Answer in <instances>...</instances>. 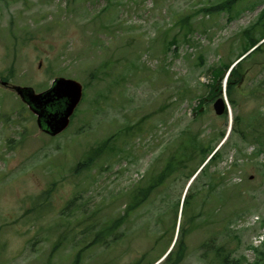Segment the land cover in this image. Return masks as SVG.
Masks as SVG:
<instances>
[{
    "label": "rangeland",
    "instance_id": "obj_1",
    "mask_svg": "<svg viewBox=\"0 0 264 264\" xmlns=\"http://www.w3.org/2000/svg\"><path fill=\"white\" fill-rule=\"evenodd\" d=\"M219 1L0 0V264L72 263L94 236L84 238L82 219L95 213L90 223L102 225L123 216L128 193L162 169L171 145L192 133L216 146L235 116L242 117L235 123L238 131L234 126L210 171H224L226 189L236 191L239 184L241 195L224 203L222 187L210 195L207 181L199 182L205 186L191 210L199 213L197 226L187 234L181 264H209L212 238L215 245L227 244L243 264H264V48L244 62L246 73L236 105L228 102L227 117L216 114L214 100L200 102L213 79L210 68L239 58L244 32L260 19L264 0H239L232 12L200 13L188 38L174 27L176 46L165 51L157 43L177 16ZM104 61L126 78L103 73ZM96 68L99 79L93 76ZM135 72L146 75L137 80ZM60 76L86 88L69 127L51 137L13 87L40 92ZM126 126L134 128L120 134ZM253 128L242 139L239 130ZM109 137L116 148L90 170L74 173L90 149ZM202 157L198 152L105 242L83 249L79 264H163L176 234L175 206L184 197L188 172ZM49 188L51 195L38 209V195Z\"/></svg>",
    "mask_w": 264,
    "mask_h": 264
},
{
    "label": "trees",
    "instance_id": "obj_2",
    "mask_svg": "<svg viewBox=\"0 0 264 264\" xmlns=\"http://www.w3.org/2000/svg\"><path fill=\"white\" fill-rule=\"evenodd\" d=\"M239 0H220L217 4L211 5V6H205L200 8L199 10L196 11L194 15H186L182 16L179 15L175 18L174 25L172 27H169V29L164 32L163 34L161 33L158 38H160L161 41L165 42V51L170 50L173 46H176L179 43V39H176L175 36L170 34V31L174 27H181V30L183 32L184 38H188L190 33H193L195 28H193L192 25V19L194 16H196L200 12L209 14V15H214L216 14L215 12L217 11H223V10H228L230 12L233 11L235 3ZM261 17L260 19L256 21L255 24H253L248 30L244 32V37L242 43V52L240 53L239 57L241 55H244L247 53L251 48L257 46L261 39L264 38V10L260 14ZM101 15L97 14V21H100L101 24L99 26V31L103 30V27H106V23H103V19L100 18ZM100 18V19H99ZM233 17L230 16L229 19H232ZM94 23L96 24V20H94ZM92 24H90L91 26ZM258 33L260 35H258ZM189 42V41H188ZM264 48V42L257 46L250 54H248L245 58L240 60L230 71L229 76L227 78V85H226V94L228 96V99L230 103L235 106L236 105V99L234 97L235 93L238 90L239 85L242 83L243 78L245 76L246 70L244 69V62L247 61L249 58L257 54L258 52L262 51ZM152 50V49H151ZM148 50V51H151ZM139 61V60H138ZM232 62H222L220 65H213L210 68V73L213 76L212 82L209 83L207 86L209 87L208 95L204 98L200 99L201 104H205L207 100L209 99H214L217 97H220L223 95V76L225 72L230 68V65ZM130 65H133L135 70H138V65L137 63H131ZM107 67V71L103 72V68ZM145 67V66H144ZM146 68V67H145ZM98 68L95 69L93 76L99 79V75L96 73ZM145 70V69H144ZM101 71L105 74L109 75H114L118 76L121 73L114 74V68H113V63H110L108 61H104L103 67ZM144 72L141 76L137 72H135L132 76L139 80L144 77ZM146 75V74H145ZM126 73L121 74V79L126 78ZM119 81V80H118ZM24 106V105H23ZM242 122V117L236 116L235 117V123H241ZM134 127L133 126H126L123 128V130L120 132V134H125V131H131ZM236 131H238V128L235 126ZM260 128V127H259ZM138 132L142 130V128H136L134 129ZM256 129L253 128L252 131H247L245 132L244 129H240L239 132L241 134L242 139L246 140L249 139L250 136H252V132L255 131ZM225 132H222L221 134L224 135ZM132 132H130L128 135H131ZM260 136L262 134L260 133ZM259 136L254 137L255 139H258ZM111 137L105 139L102 141L98 146L90 149L88 152V155L86 158L78 163L74 168L73 171L76 174H79L85 171L90 170L91 166L94 164V162L105 156L108 155L112 150L116 148L115 145H111ZM209 145H211V142H208ZM208 150V145L202 144V141L200 139H197L195 134H189L187 139L181 142V139H178L173 145H171L168 149L167 152V158L165 161L164 166L162 169L151 176L148 184L146 185H138L135 188H133L129 193H128V203H127V208L125 210V214L123 216H119L113 219H110L109 221L105 222L104 224L100 225L98 223H90V217L92 215H89L88 218L85 220L82 219L81 224L84 222H87V225H85V231L86 235L84 238H87L90 232H94L93 239L90 241V244H85L79 249V252L75 255L74 261L70 264H79L80 262V257H81V251L85 248H87L89 245H96L99 243L105 242L111 235L117 231L120 226L122 225L123 220L125 217L130 214L131 212L135 211L137 208L141 207L144 205L149 198L152 196V194L161 188L163 185H165L169 180L173 179L176 177L178 174H181L184 172V169H186V163L190 162L194 159L195 155L199 152L202 153V162L205 160L206 153ZM221 152H216L212 159L210 160V163L201 170V172L198 174L197 179L194 181L192 186L189 188V191L185 197V200L183 202V208H182V215H181V220H180V225L179 229L177 232V238L176 242L172 248V250L169 252L167 257L164 260L163 264H181L187 254V234L188 232L192 231L196 226L197 223L195 220L198 217H195L198 214H191V210L193 208V203L196 201L199 197L200 194L203 192L202 188L205 185H208V194H212L217 190V188L222 187L223 195H224V203L227 202L230 198L241 195V189L242 187L240 185L237 186L236 191L229 192L226 188L228 187L227 182H225V177L223 175V172L215 171L211 172L210 169L212 168V165L216 164L219 158L221 157L220 155ZM201 162V163H202ZM200 163V164H201ZM192 167V165L190 164ZM199 166V165H198ZM198 167H195L192 169L193 171L188 172V178L192 176V174L195 172V170ZM84 169V170H83ZM201 180H206L207 183L203 186L199 185V182ZM52 188L46 189L42 195H38V201L40 200L41 202L36 205L38 209L40 207L42 208L44 204H42L43 199L46 200L50 195H51ZM74 202V199L69 201L66 205L68 207ZM179 207H180V201L177 202L175 206V214H174V222H173V227H176L177 224V219H178V213H179ZM202 212V211H200ZM187 224H190L187 226ZM64 240L66 238H63ZM61 239V240H63ZM215 239L212 238L207 245L208 249L214 252L213 255V260L210 261L209 264H243L241 261L236 260L233 257V252L231 249H229L228 245H215L213 244ZM204 246V245H203ZM246 260V259H245ZM245 264V263H244ZM250 264V263H249ZM256 264V263H253Z\"/></svg>",
    "mask_w": 264,
    "mask_h": 264
},
{
    "label": "water",
    "instance_id": "obj_3",
    "mask_svg": "<svg viewBox=\"0 0 264 264\" xmlns=\"http://www.w3.org/2000/svg\"><path fill=\"white\" fill-rule=\"evenodd\" d=\"M16 91L37 114L39 126L51 135H57L68 126L70 116L82 97V85L66 78H57L41 93H35L29 87H17ZM214 107L221 114L225 107L223 99L219 98Z\"/></svg>",
    "mask_w": 264,
    "mask_h": 264
}]
</instances>
